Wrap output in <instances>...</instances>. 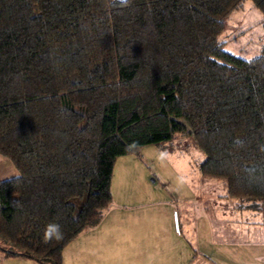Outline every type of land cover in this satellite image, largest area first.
Segmentation results:
<instances>
[{
	"label": "trees",
	"instance_id": "trees-1",
	"mask_svg": "<svg viewBox=\"0 0 264 264\" xmlns=\"http://www.w3.org/2000/svg\"><path fill=\"white\" fill-rule=\"evenodd\" d=\"M243 2L0 0V154L17 169L0 251L62 264L110 203L116 157L175 134L235 206L264 209V50L219 37Z\"/></svg>",
	"mask_w": 264,
	"mask_h": 264
},
{
	"label": "rangeland",
	"instance_id": "rangeland-1",
	"mask_svg": "<svg viewBox=\"0 0 264 264\" xmlns=\"http://www.w3.org/2000/svg\"><path fill=\"white\" fill-rule=\"evenodd\" d=\"M225 23L219 36L225 48L245 56L264 50V16L251 0L232 10ZM200 154L190 135L175 134L116 157L112 188L128 203L117 205L114 220L127 234L129 254H140L143 246L160 255L154 264H264V209L235 206L238 199L223 194L220 180L199 171ZM4 159L3 178L16 174ZM0 264L42 263L0 251Z\"/></svg>",
	"mask_w": 264,
	"mask_h": 264
},
{
	"label": "crops",
	"instance_id": "crops-1",
	"mask_svg": "<svg viewBox=\"0 0 264 264\" xmlns=\"http://www.w3.org/2000/svg\"><path fill=\"white\" fill-rule=\"evenodd\" d=\"M2 156L5 158L4 155ZM3 157H0V179L4 175L2 174L4 173L3 166L7 167V159ZM150 178L153 179L152 176ZM110 189L111 201L104 208L100 221L94 225L84 227L65 244L68 251L66 255L64 252L62 264H134L137 261H143L144 264H154L155 259L159 258L160 255L147 251L145 247L142 248L143 246L140 254H129L127 234L122 230L121 222H115L114 220L119 215L117 205H125L128 200H124L123 197H126L124 195L117 192L114 194L115 189L112 188V183H110ZM118 225H120V228H117ZM75 239H77L76 242L79 246L74 245ZM145 245L147 247V243ZM144 251L145 253H143ZM78 256L81 262L78 260ZM69 260H72V262H69Z\"/></svg>",
	"mask_w": 264,
	"mask_h": 264
},
{
	"label": "clouds",
	"instance_id": "clouds-1",
	"mask_svg": "<svg viewBox=\"0 0 264 264\" xmlns=\"http://www.w3.org/2000/svg\"><path fill=\"white\" fill-rule=\"evenodd\" d=\"M45 231L48 238H59L61 235L59 225H49Z\"/></svg>",
	"mask_w": 264,
	"mask_h": 264
}]
</instances>
